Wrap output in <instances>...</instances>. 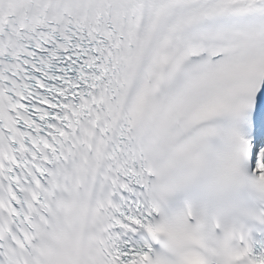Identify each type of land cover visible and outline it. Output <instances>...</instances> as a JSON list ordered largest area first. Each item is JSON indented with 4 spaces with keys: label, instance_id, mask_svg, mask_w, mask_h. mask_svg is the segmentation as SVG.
<instances>
[{
    "label": "snow or ice",
    "instance_id": "snow-or-ice-1",
    "mask_svg": "<svg viewBox=\"0 0 264 264\" xmlns=\"http://www.w3.org/2000/svg\"><path fill=\"white\" fill-rule=\"evenodd\" d=\"M0 264H264V0H0Z\"/></svg>",
    "mask_w": 264,
    "mask_h": 264
}]
</instances>
